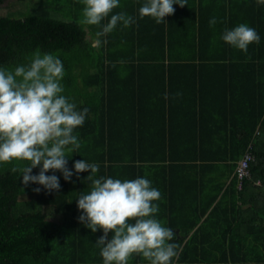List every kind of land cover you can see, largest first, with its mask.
Masks as SVG:
<instances>
[{"label":"trees","instance_id":"obj_1","mask_svg":"<svg viewBox=\"0 0 264 264\" xmlns=\"http://www.w3.org/2000/svg\"><path fill=\"white\" fill-rule=\"evenodd\" d=\"M14 1L0 12V68L14 71L36 52L50 53L64 66L62 95L77 111H89L73 132L80 148L67 153L71 178L59 170L45 173L58 176V191L25 186L28 161L0 164V264H103V246L96 243L103 230L92 232L78 219L77 200L90 192L91 172L76 173L77 160L99 165L94 178L151 181L161 193L155 218L175 233L172 264H264V4L185 0L183 7L173 5L176 35L170 15L159 24H138L139 7L132 6L139 0H127L125 9L120 2L100 25L81 23L82 0ZM120 12L135 23H118L97 37ZM241 23L260 36L246 53L221 39ZM171 100L226 103L213 111L218 120L209 130L192 120L183 124L196 125L187 132L172 130L166 113L147 117L160 103L165 112ZM248 146L254 160L238 187L233 172ZM128 264L150 262L133 255Z\"/></svg>","mask_w":264,"mask_h":264},{"label":"clouds","instance_id":"obj_2","mask_svg":"<svg viewBox=\"0 0 264 264\" xmlns=\"http://www.w3.org/2000/svg\"><path fill=\"white\" fill-rule=\"evenodd\" d=\"M82 3L81 23L100 25L119 7L120 0H82ZM257 3L264 4V0ZM174 4L183 7L186 2L144 0L139 16L154 18L159 24L174 14ZM118 23L126 28L135 20L124 12L113 14L96 36L111 33ZM215 23V18L209 21L210 26ZM221 39L245 53L250 44L260 42L257 31L243 23L225 29ZM99 45L97 39L93 47ZM64 75L62 61L50 53L36 52L30 64L17 66L14 71L0 68V164L28 161L22 170L25 186L31 182L48 191H58L61 187L58 176L45 173L59 170L66 181L73 175L66 157L81 146L73 132L83 125L89 109L77 111L76 105L62 95ZM40 165L39 173L33 175L32 170ZM74 169L76 173L91 172L86 177L91 182L90 192L77 200V207L82 210L78 219L92 232L103 230L96 241L103 246L100 251L103 264H128L133 255L142 256L150 264H172L177 252L175 243L170 241L175 233L155 218L159 206L154 202L161 199V193L152 187L150 180L94 178L99 165L85 160L75 161ZM33 191L39 193L41 189ZM109 233H113L110 240Z\"/></svg>","mask_w":264,"mask_h":264},{"label":"crops","instance_id":"obj_3","mask_svg":"<svg viewBox=\"0 0 264 264\" xmlns=\"http://www.w3.org/2000/svg\"><path fill=\"white\" fill-rule=\"evenodd\" d=\"M121 7H123L125 9V5L127 3V0H121ZM144 3V0H139V3H137L136 1L134 2L133 6L134 9L136 7H141L142 4ZM131 6V4L129 3V5L127 7ZM177 6H175L174 8L176 9ZM128 9V8H127ZM138 14H136L138 16V20L137 23L140 24L143 22V20H149V21H155L154 18L151 17H143L140 18L139 16V11H137ZM130 14V13H128ZM175 14V13H174ZM171 16V21H170V25H171V30H172V34H176L178 35L179 32L175 31V29L173 28V23H175V19L173 18V15ZM165 21H169L170 17L166 16ZM97 40V37H92V42L94 44V42ZM92 103L95 102V100H91ZM225 100H174L170 102V105L166 106V111L163 112V108L160 106V104L162 105V103H160L159 105H156L157 107L152 111V112H146L147 117H151L153 114H157L158 117L160 118L164 113H166V119H170L171 122H174V126L172 130H178V129H184L185 131L188 132V130H194L196 128V125H194V123L191 125V129H189L187 127V125H183L186 124V122L191 123L192 120H196L197 123H199L200 128H202L203 130H209L211 126V122L212 120H218L216 119V115L218 116L219 114H215L213 111H219V107L217 108V106H224ZM164 106V104H163ZM222 110V109H221ZM221 116V115H220ZM223 120V118L221 119ZM223 122V121H222ZM216 174V172H214ZM207 176L211 175L210 170L206 171L204 173ZM231 175V174H230ZM230 181V176L225 180L224 182V186L223 189L221 190V193L223 192V190H226L228 188V184ZM188 236V235H187ZM186 236V237H187Z\"/></svg>","mask_w":264,"mask_h":264},{"label":"built area","instance_id":"obj_4","mask_svg":"<svg viewBox=\"0 0 264 264\" xmlns=\"http://www.w3.org/2000/svg\"><path fill=\"white\" fill-rule=\"evenodd\" d=\"M254 160V155L250 150V147L243 152L240 158L237 160L236 166L234 168V175L237 179V186L240 187L243 178L248 177L249 173V163Z\"/></svg>","mask_w":264,"mask_h":264},{"label":"rangeland","instance_id":"obj_5","mask_svg":"<svg viewBox=\"0 0 264 264\" xmlns=\"http://www.w3.org/2000/svg\"><path fill=\"white\" fill-rule=\"evenodd\" d=\"M15 4L14 0H7L6 2H4L1 6H0V12H5L9 9H11L13 7V5ZM95 43V42H94ZM91 99V98H90ZM28 264H37L34 263L32 260L28 261Z\"/></svg>","mask_w":264,"mask_h":264}]
</instances>
